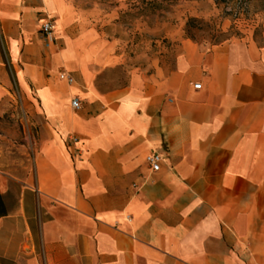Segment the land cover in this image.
Returning a JSON list of instances; mask_svg holds the SVG:
<instances>
[{"label":"crops","instance_id":"obj_1","mask_svg":"<svg viewBox=\"0 0 264 264\" xmlns=\"http://www.w3.org/2000/svg\"><path fill=\"white\" fill-rule=\"evenodd\" d=\"M70 9L0 0V115L9 75H40L46 60L32 89V173L0 171V264H264V42L183 39L170 70L100 89L114 55L92 57L90 69L68 45L43 47L39 24L68 25ZM64 56L77 61L66 67L73 83L54 74Z\"/></svg>","mask_w":264,"mask_h":264},{"label":"rangeland","instance_id":"obj_2","mask_svg":"<svg viewBox=\"0 0 264 264\" xmlns=\"http://www.w3.org/2000/svg\"><path fill=\"white\" fill-rule=\"evenodd\" d=\"M68 1L70 24L60 26L61 16L53 17L55 39L49 44L42 39L43 47L53 45L55 51L65 53L68 45L88 60L90 69L94 68L92 57L114 55L115 65L103 68L97 77L100 89L125 85L133 75H154L159 67L170 70L183 39L201 49L225 40L264 42V0ZM60 38L67 42H57ZM0 48L7 59L5 44H0ZM41 62L40 75H19L26 94L21 92L17 76L9 75L8 96L12 100L0 115V171L9 177L32 173L33 159L39 151L40 119L38 114L33 116L31 106L38 105L32 89L37 80L45 78L42 68L46 60ZM76 62L75 57L64 56L54 73L57 80L65 83L59 73H68L66 67L73 68Z\"/></svg>","mask_w":264,"mask_h":264},{"label":"built area","instance_id":"obj_3","mask_svg":"<svg viewBox=\"0 0 264 264\" xmlns=\"http://www.w3.org/2000/svg\"><path fill=\"white\" fill-rule=\"evenodd\" d=\"M39 32L41 33L43 39L46 41L47 44L52 43L55 39V25L53 20L46 18L44 19L38 27ZM59 78L62 80H65L67 83H71L73 81V78L68 74L61 72L59 73ZM196 88L200 86L199 83H195L194 85ZM71 107L74 109H78L80 107L79 99L76 97H73L70 101ZM73 141L76 139L73 138ZM162 157L159 153L151 152L147 154L146 161L149 164V167L153 171H157L160 167Z\"/></svg>","mask_w":264,"mask_h":264},{"label":"trees","instance_id":"obj_4","mask_svg":"<svg viewBox=\"0 0 264 264\" xmlns=\"http://www.w3.org/2000/svg\"><path fill=\"white\" fill-rule=\"evenodd\" d=\"M4 213H5V206H4V203L2 201L1 194H0V215H2Z\"/></svg>","mask_w":264,"mask_h":264}]
</instances>
